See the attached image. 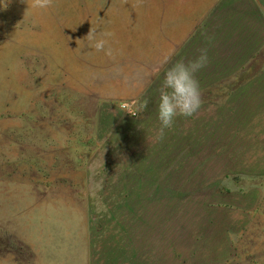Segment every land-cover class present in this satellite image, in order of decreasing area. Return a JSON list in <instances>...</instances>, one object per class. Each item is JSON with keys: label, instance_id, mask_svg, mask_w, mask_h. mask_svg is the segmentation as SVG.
<instances>
[{"label": "rangeland", "instance_id": "374dc122", "mask_svg": "<svg viewBox=\"0 0 264 264\" xmlns=\"http://www.w3.org/2000/svg\"><path fill=\"white\" fill-rule=\"evenodd\" d=\"M189 1L0 0V264H264V0H230L257 23L217 31L216 84L159 140Z\"/></svg>", "mask_w": 264, "mask_h": 264}, {"label": "crops", "instance_id": "0c3cea01", "mask_svg": "<svg viewBox=\"0 0 264 264\" xmlns=\"http://www.w3.org/2000/svg\"><path fill=\"white\" fill-rule=\"evenodd\" d=\"M197 3H199L197 6L177 7L174 13L168 12L166 14L163 12L161 42L165 48L162 53V64L166 59L168 63L163 64L164 70L162 72H165V67L166 70L170 67L169 65L174 62L175 58L176 62L178 60L187 62L195 59L199 55L198 50L204 47L208 50V64L196 74V79L199 81L201 93L203 89H205L204 93H207L211 88L210 86L216 84L218 78L216 51L211 49V47L215 48L216 46L217 31L231 28L239 32L243 23L256 24L257 22L242 16L238 9L240 5L237 7L234 2L231 4L230 0L228 3L227 0H200L199 2L197 0ZM169 14H174L175 17L169 19L167 18ZM244 60L241 58L238 63H242ZM211 66L213 71H211ZM163 76L164 73L161 77L163 78Z\"/></svg>", "mask_w": 264, "mask_h": 264}, {"label": "clouds", "instance_id": "9594fccd", "mask_svg": "<svg viewBox=\"0 0 264 264\" xmlns=\"http://www.w3.org/2000/svg\"><path fill=\"white\" fill-rule=\"evenodd\" d=\"M31 7L34 9L46 10L53 7V0H32ZM111 33L97 34L90 29L86 38L92 42L91 46L97 51H103L111 56V48H106L108 44L107 37ZM199 55L195 59L178 60L171 67L167 68L163 80L158 88L159 102L157 106V119L159 127L157 130V139L163 140L166 130L173 127L177 117H194L201 109L202 93L196 74L205 68L208 64V50L201 48ZM165 64L168 63L166 59ZM148 101L145 100L141 109L147 107Z\"/></svg>", "mask_w": 264, "mask_h": 264}]
</instances>
